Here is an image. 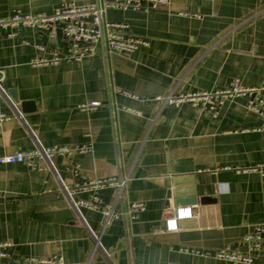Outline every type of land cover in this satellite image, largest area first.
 <instances>
[{
    "label": "crops",
    "instance_id": "0c3cea01",
    "mask_svg": "<svg viewBox=\"0 0 264 264\" xmlns=\"http://www.w3.org/2000/svg\"><path fill=\"white\" fill-rule=\"evenodd\" d=\"M65 2L95 0H0V18L50 14ZM106 19L148 44L129 56L98 45L78 61L33 65L66 49L62 32L52 39L27 26L0 29L10 98L0 96L8 116L0 123V157L30 150L35 140L92 147L51 164L0 162V239L11 243L0 264L54 255L65 264H230L214 253L226 246L247 251L243 238L264 224V174L254 169L264 164L262 119L246 109V96L224 103L216 116L154 98L234 80L264 85V0H168L156 9L111 8ZM114 177H127L116 209L142 201L145 210L103 228L101 212L77 211L70 200L94 192L83 183ZM116 194L113 185L97 190L104 203H115ZM185 206L191 217L166 230ZM90 234L108 235L107 246L95 248ZM251 264H264V250Z\"/></svg>",
    "mask_w": 264,
    "mask_h": 264
},
{
    "label": "built area",
    "instance_id": "2783aa9c",
    "mask_svg": "<svg viewBox=\"0 0 264 264\" xmlns=\"http://www.w3.org/2000/svg\"><path fill=\"white\" fill-rule=\"evenodd\" d=\"M168 0H95L93 4L80 5L73 2H65L50 14H21L14 12L9 17L0 18V29H9L11 27L21 25L30 27L34 30L45 31L52 39L56 38L57 30L62 32L66 41L65 50H54L49 56H42L32 61L33 65H57L61 60L78 61L84 57L91 56L97 50V46L101 45L108 53H117L124 56L135 52L140 47L148 44L147 40H143L131 35L124 36L122 30L125 25L116 22H109L106 19V11L111 8L121 10L132 9H156ZM12 34V33H10ZM36 48L43 51L41 45ZM4 79V71L0 68V96L10 101L6 90L2 84ZM264 85L261 86H245L239 81L234 80L227 86L216 88L212 91H192L175 94L172 91L165 95L155 96V101L161 106L171 105L178 107L182 103H190L196 108L211 113L216 116L219 108L226 102L233 100L238 96H246V109L253 111L262 119L261 128L264 129ZM92 102L90 107L94 108L98 105ZM7 115L0 111V123L7 119ZM92 152L89 143L75 144L72 146L53 145L43 146L35 140V146L27 151H18L13 154L3 155L0 157L1 163L24 162L28 165L33 164L34 159H44L51 164L52 159L59 155ZM264 174V164L255 167ZM127 177L125 178H109L99 181H90L83 183L94 191L87 199L70 200L73 207L78 209L85 206L91 210L101 212L103 218V228L107 227L117 218H127L134 221L138 218L140 212L145 210V203L142 201H134L128 203L125 208L116 209L117 200L121 197L126 186ZM106 185L117 187L115 203H104L97 195V190ZM70 195V192H68ZM71 199V198H70ZM192 208L189 206L179 207L173 217L166 221V230L177 229V220L182 217H191ZM252 233L247 234L243 240L246 243L247 251L232 249L229 246L220 248L214 253V257L219 260H226L230 264H251L254 254L257 251L264 250V224L258 223L254 225ZM94 239V247H101V235L90 234ZM11 243L0 239V263L2 259L8 256V248ZM22 264H65L61 255L44 257H28Z\"/></svg>",
    "mask_w": 264,
    "mask_h": 264
},
{
    "label": "water",
    "instance_id": "95a60500",
    "mask_svg": "<svg viewBox=\"0 0 264 264\" xmlns=\"http://www.w3.org/2000/svg\"><path fill=\"white\" fill-rule=\"evenodd\" d=\"M101 235V238H100V242H101V245L103 247L107 246L108 244V240H109V236L108 235H105V234H100ZM122 245H121V242L120 244H118V247L116 249H110V252H115V250H118V248H120Z\"/></svg>",
    "mask_w": 264,
    "mask_h": 264
}]
</instances>
